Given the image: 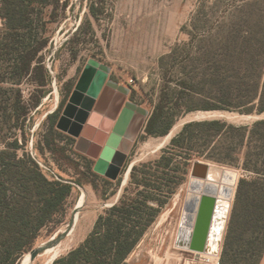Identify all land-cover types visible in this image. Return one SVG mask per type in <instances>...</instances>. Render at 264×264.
Listing matches in <instances>:
<instances>
[{
    "label": "trees",
    "instance_id": "16d2710c",
    "mask_svg": "<svg viewBox=\"0 0 264 264\" xmlns=\"http://www.w3.org/2000/svg\"><path fill=\"white\" fill-rule=\"evenodd\" d=\"M59 2L0 0L3 28L0 83L10 80L11 84L18 85L32 78L39 88L46 86L49 72L41 53L48 40L39 36L38 29L41 28L40 34L45 31L43 10ZM67 6L65 1L63 7ZM89 11L94 18L101 13L94 4ZM88 26L92 30L90 23ZM251 35L254 36L249 31L222 27L198 41L180 65L182 77L178 79V86L181 89L167 84L161 86L162 93L143 130L145 137L167 136L178 116L197 110L248 116L264 114V34L260 41H253ZM216 38L225 39L223 48L215 47ZM218 54L220 58L216 57ZM164 59L159 60L161 66ZM42 90L32 95L34 108L45 93ZM67 91L68 97L72 90ZM183 95L206 96L215 103H199L181 112L179 104L184 101ZM20 98L18 94L14 109L19 106ZM67 100L64 98L46 116L49 128L45 142L52 152H58L66 162L72 163L64 155L65 149L54 142L55 137L61 136L55 126ZM247 124L220 119L184 124L157 159L131 167L129 183L117 203L97 216L92 230L79 245L51 264H130L128 257L183 182L192 159L240 168L248 174L237 182L219 264H259L264 255V119ZM11 149V153L0 152L2 264H19L31 251L41 230L54 229L63 223L73 190L71 182L54 173L57 179L48 178L33 157L23 154L18 158L17 151L21 149L18 141ZM76 172L80 180L91 177L89 183L96 192L95 180L100 179L105 186L112 184L95 174L90 166L86 171Z\"/></svg>",
    "mask_w": 264,
    "mask_h": 264
},
{
    "label": "rangeland",
    "instance_id": "374dc122",
    "mask_svg": "<svg viewBox=\"0 0 264 264\" xmlns=\"http://www.w3.org/2000/svg\"><path fill=\"white\" fill-rule=\"evenodd\" d=\"M65 1L67 7H63ZM92 4L101 10L95 18L89 11ZM42 18L45 31L40 34L39 28L38 34L48 40L47 47L41 53L43 64L49 72L47 83L43 88H39L32 78H26L18 85L11 84L10 80L0 83V152L11 153V145L18 141L21 148L17 151L18 158H22L23 154L33 157L58 177L71 182L73 190L63 223L54 229L41 230L31 249L39 250L38 253L30 260V251L19 264H46L51 256L44 254L47 249L59 247L58 258L79 245L92 230L97 216L117 203L123 188L129 183L130 167L157 159L169 146L171 138L181 130L185 119L202 112L197 110L178 116L174 123L177 129L166 142L163 137H145L142 131L118 179L107 186L100 179L95 180L98 185L96 192L89 183L92 178L80 180L76 172L86 171L88 166L93 169L95 162L75 152L74 138L57 130L61 136L54 140L57 147L65 149L64 155L72 163L66 162L58 152H52L45 142L49 128L46 116L57 109L64 98H69L67 90L74 89L87 61L94 59L107 65L110 68L109 79L129 88L128 100L150 114L162 93V85L181 89L178 86V79L182 77L180 65L203 37L226 27L235 31H249L254 34L251 35L253 41H260L264 34V0H105L102 3L98 0H60L57 6L46 7ZM89 23L92 30L88 28ZM2 30L1 25L0 34ZM214 41L217 49L225 45V39L216 38ZM216 57L220 58L219 54ZM161 58H165L162 66L159 64ZM2 75L0 69V79ZM39 89L45 93L40 104L34 108L31 98ZM18 94L21 96L19 109H14ZM183 99L179 104L181 112L189 107H197L199 103H215L206 96L183 95ZM218 113L219 116L212 119L229 123L234 121V124H247L257 118L256 114L241 116L236 112ZM226 116L231 119L228 121ZM249 117V121L243 120ZM195 162L210 166L211 182L219 183L224 171L234 175L235 179L217 255L219 264L237 182L248 174L240 168L198 159L189 162L183 182L128 257L130 264H186L189 260L197 261L195 252L177 246V230L189 183L194 179L191 169Z\"/></svg>",
    "mask_w": 264,
    "mask_h": 264
},
{
    "label": "water",
    "instance_id": "95a60500",
    "mask_svg": "<svg viewBox=\"0 0 264 264\" xmlns=\"http://www.w3.org/2000/svg\"><path fill=\"white\" fill-rule=\"evenodd\" d=\"M109 72L107 65L94 59L87 61L55 128L76 140L74 150L95 162V174L114 182L150 114L128 100L129 88L110 80ZM262 115L256 120H263ZM209 170L207 164L195 162L191 177L205 181ZM214 205L209 192L201 196L192 236L186 245L190 252H205ZM38 251L30 252V260Z\"/></svg>",
    "mask_w": 264,
    "mask_h": 264
},
{
    "label": "bare ground",
    "instance_id": "6f19581e",
    "mask_svg": "<svg viewBox=\"0 0 264 264\" xmlns=\"http://www.w3.org/2000/svg\"><path fill=\"white\" fill-rule=\"evenodd\" d=\"M217 116H219L218 112H201V113H198L197 115L186 118L184 124L191 122V121L208 120V119L215 118ZM262 116L264 118V114ZM226 119H228L229 121V119L231 118L226 116ZM233 119H237V118H233ZM243 120L249 121L250 117L245 118ZM231 122L236 123L234 121H231ZM175 129H177L176 126H173L170 133L167 136L163 137L164 142L168 141L171 138L172 133ZM127 174L128 172L126 173V176ZM233 176L234 175H232L231 173L224 171L221 174V181L219 183H215V182H211L210 180L211 174L209 172L208 182H201L195 179L190 180L187 198L184 203V210L182 208L183 213H181L182 217L179 223V230H177L178 231L177 246H180L186 249V245L187 243H189V240L192 236V231L194 228V223H195V219H196V215L198 211V205H199L201 196L204 193L209 192L211 196L215 199V205L212 211V217L210 220L209 230H208V234L206 238L205 252L204 253L195 252L194 255L197 261L190 262L189 260L188 262H186V264H218L217 255H218L220 240L224 232L229 203H231L230 201L233 196V186L235 184V179ZM73 224L74 222H72V226ZM186 250L189 251L188 249ZM59 252H60L59 247H53V248L47 249L44 252V254H51V256L46 261V264H51L57 258Z\"/></svg>",
    "mask_w": 264,
    "mask_h": 264
},
{
    "label": "built area",
    "instance_id": "2783aa9c",
    "mask_svg": "<svg viewBox=\"0 0 264 264\" xmlns=\"http://www.w3.org/2000/svg\"><path fill=\"white\" fill-rule=\"evenodd\" d=\"M58 105V100H56V107ZM38 165L40 167V169L42 170V172L48 177V178H51V177H54L55 179H57L56 176L53 175V173L47 168L45 167L44 165H42L40 162H38Z\"/></svg>",
    "mask_w": 264,
    "mask_h": 264
},
{
    "label": "crops",
    "instance_id": "0c3cea01",
    "mask_svg": "<svg viewBox=\"0 0 264 264\" xmlns=\"http://www.w3.org/2000/svg\"><path fill=\"white\" fill-rule=\"evenodd\" d=\"M1 25H2V23H1V20H0V27H1ZM259 264H264V255H263V257H262V259H261Z\"/></svg>",
    "mask_w": 264,
    "mask_h": 264
}]
</instances>
